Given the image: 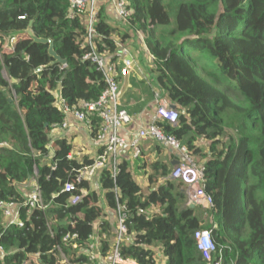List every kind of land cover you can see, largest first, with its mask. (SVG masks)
Segmentation results:
<instances>
[{
  "label": "trees",
  "instance_id": "16d2710c",
  "mask_svg": "<svg viewBox=\"0 0 264 264\" xmlns=\"http://www.w3.org/2000/svg\"><path fill=\"white\" fill-rule=\"evenodd\" d=\"M126 1L131 14L125 22L143 34L157 85L179 110L175 125H157L201 156L205 192L213 204L210 221L185 206L188 197L170 178L171 166L158 160L148 164L143 153L135 165L145 170V189L126 161L115 176L106 169L94 177L101 195L91 188L94 180L78 182L79 172L94 160L73 159V147L55 139V132L65 119L60 101L79 110L80 103L98 100L106 89L102 73L83 60L90 51L88 14H71L67 0H0V203L15 205L22 224L5 225L0 210L3 262L95 264L86 249L103 220L102 200L125 216L124 235L132 242L120 244L119 252L136 264H264V0ZM96 20V50L113 62L118 52L113 37L120 43L128 35L109 26L101 9ZM28 28L37 38L52 40L66 66L51 65L47 45L20 35ZM88 119L95 138L100 121L95 115ZM199 139L208 143L209 154L196 148ZM32 179L43 209L26 205L19 191ZM66 184L76 191L64 192ZM74 196L81 199L71 204ZM102 223L105 258L113 249L110 229ZM199 230L212 234L210 261L197 250ZM54 256L63 259L55 262Z\"/></svg>",
  "mask_w": 264,
  "mask_h": 264
},
{
  "label": "built area",
  "instance_id": "2783aa9c",
  "mask_svg": "<svg viewBox=\"0 0 264 264\" xmlns=\"http://www.w3.org/2000/svg\"><path fill=\"white\" fill-rule=\"evenodd\" d=\"M67 1L71 14L75 11H83L88 14L86 18L87 34L85 44L89 47L90 51L83 57V60L90 62L96 67V70L102 73L106 84V89L98 100L80 103L78 107L79 110H69L63 106L62 101L59 102L65 117L69 113L73 114L77 121L82 122L88 128L89 133L91 124L88 118L95 115L100 121L97 136L91 138L98 154L91 166L79 172L78 182H89L93 180L99 172L106 169L111 170L113 176H115L117 166L122 161L126 150H130L132 157L137 158L141 154L140 142L142 140H151L161 147L176 153V164L171 171L170 178L187 188L188 204L212 209V198L205 192L204 168L202 164L196 161L184 144L175 137L166 134L162 128L157 125V123L160 122L173 126L178 121V112L171 109L166 101L158 98L156 101L157 110L155 116L148 127L138 130L131 138H127L123 135V128L131 123L132 116L121 104L118 78L128 74V70L131 66L130 62L125 60L124 66L118 69L106 54H100L96 50L94 41L99 36L95 30L97 22L95 0ZM127 7L128 3L126 0H117V14L124 20L131 14V11H129ZM13 41L14 38H10V44H12ZM121 53L125 54V51L122 50ZM60 127L67 128L65 119ZM75 191L76 187L74 184H66L64 186V192L66 193H73ZM81 192L84 193L83 191ZM80 199V196L71 197L70 203L75 204L79 202ZM25 204L30 207L38 205L39 208H44L41 204L40 192L37 187H35L31 195L27 198ZM0 210L2 211L3 217L7 220V224L18 223L19 226L22 225L19 222L18 209L15 205L0 203ZM124 221L125 216L121 214L119 216V235L117 244L112 252L104 258V264H136L129 258H123L119 252L120 241L125 234ZM68 237L69 236L66 238ZM194 239L196 241L197 250L205 260L210 261L212 259V254L215 252V245L212 240L211 232L208 230H199L194 233ZM2 252V248H0V264H5L3 262L4 254H2Z\"/></svg>",
  "mask_w": 264,
  "mask_h": 264
},
{
  "label": "crops",
  "instance_id": "0c3cea01",
  "mask_svg": "<svg viewBox=\"0 0 264 264\" xmlns=\"http://www.w3.org/2000/svg\"><path fill=\"white\" fill-rule=\"evenodd\" d=\"M116 4L117 0H95V7L97 8V11L98 9H101L104 12L108 25L118 30L120 35H128V39L125 42L120 43L118 36L113 37L114 41L118 43V52L113 57V63L118 69L124 66L125 60L130 62L131 65L128 70V74L124 77L118 78L121 104L132 116L131 123L123 128V135L127 138H131L138 130L148 127L152 122L157 110L156 101L158 98L166 101L170 108L172 103L169 102L166 95L157 85L155 61L153 56L144 46L143 34L135 33L129 30L125 20L120 18L117 14ZM122 50L125 51V54L121 53ZM174 110L179 113L178 108ZM65 120L67 122V128H58L57 132H55V139H65L69 144H71L73 147L71 157L73 159L80 161L82 158L88 157L89 159L94 160L98 151L91 141L88 128L82 122L77 121L71 113L66 115ZM198 141H200V139L197 140V143L195 144L196 147L199 145ZM156 146L160 148L159 153L155 150ZM140 151V155L143 153L145 156H148V164L158 160L168 163L171 166V170L176 164V153L161 147L154 141L142 140L140 142ZM202 154H209L207 147L205 151H202ZM137 158H133L130 150H126L122 161L129 163L135 182H139V186L145 189L147 187L145 170H137L135 165ZM148 173L149 169H146V174ZM32 180L34 182V184H32L33 191L36 187V183L34 179ZM93 180L89 181V183ZM95 184H97V182L94 180L91 184L92 190L101 195L102 191L99 188H96L94 186ZM19 191L25 198H28L32 193L31 191L27 196L24 190L22 191V188H19ZM83 192V194H86V191ZM99 206L103 208V220L96 223L95 232L89 240L86 253L88 254L90 261L95 264H104V258L100 255V242L105 237L101 228L103 225L102 222H106V227L108 230L110 229L111 238L109 239V243L110 247L113 249V247L117 244L114 235H116L117 238V232L119 230V216L121 214L120 212L110 210L107 206L105 207L102 200H100ZM154 211H156V208H153L150 212ZM196 215L204 223L209 221V218L205 214L203 216L196 212ZM131 242V237L125 235L121 244L129 245ZM88 248L93 250V254L89 253ZM158 258V262L162 263L159 255Z\"/></svg>",
  "mask_w": 264,
  "mask_h": 264
},
{
  "label": "rangeland",
  "instance_id": "374dc122",
  "mask_svg": "<svg viewBox=\"0 0 264 264\" xmlns=\"http://www.w3.org/2000/svg\"><path fill=\"white\" fill-rule=\"evenodd\" d=\"M167 1H169V0H167ZM170 20L171 21H173L174 20V16H173V13H171L170 14ZM25 36V35H24ZM25 37H27V36H25ZM10 41V40H9ZM10 43V42H9ZM2 77H3V79L4 80H6V81H8L9 80V78H8V76H7V74L5 73V72H3L2 73ZM236 99V101L237 102H241L237 97L235 98ZM197 143V142H196ZM198 143H199V145H197L198 147H196V148H198V150L200 151V152H202L203 150L205 151V149H206V147L208 148V143L206 142V141H202V139L200 140V141H198ZM183 144H184V142H183ZM192 155L194 156V158L196 159V161L198 162H200L201 163V161H202V158H201V156H199L197 153H192ZM198 162V163H199ZM172 171V170H171ZM32 181V182H31ZM30 181V183H28V184H25V185H20L19 186V188H22V191L24 190V192H25V194H27V196H28V193H30L31 191H32V189H33V186H32V184H34V182H33V180H31ZM139 183V182H138ZM182 185V184H181ZM96 188H99V185L98 184H95L94 185ZM181 190H183V192H185V194L187 195L188 194V192H187V188H185L183 185L181 186ZM26 200H27V197H26ZM186 205H188V202H187V200H186V202H185V206ZM196 208V212H198V213H200L201 215H203L204 216V214L205 215H207V217L209 218V221H210V217H209V212H210V210L208 209V208H204V207H201V206H197V207H195ZM196 212H195V214H196ZM208 221V222H209ZM3 222H4V224L6 225L7 224V220L3 217ZM207 222V223H208ZM118 235H119V232H117V238H116V235H114V237H115V241L117 242L118 241ZM125 236V235H124ZM123 236V237H124ZM123 237H122V239H121V241H120V244L122 243V240H123ZM88 251H89V253H92L93 254V250L92 249H89L88 248ZM2 254H4L3 252H2ZM91 254V255H92ZM54 258H55V262H57V261H59V260H62L63 258L61 257V256H54ZM29 264V263H28ZM30 264H36V261H35V259H33V260H31V262H30Z\"/></svg>",
  "mask_w": 264,
  "mask_h": 264
},
{
  "label": "water",
  "instance_id": "95a60500",
  "mask_svg": "<svg viewBox=\"0 0 264 264\" xmlns=\"http://www.w3.org/2000/svg\"><path fill=\"white\" fill-rule=\"evenodd\" d=\"M32 24V22H30V25ZM20 35H25L27 36L32 43H36V44H42V45H47L48 46V56L52 59L51 65L52 64H59L62 65L63 67L66 66V61L61 59L55 52L54 50V46H53V42L50 39H43V38H37L31 31L30 28H28L27 30H25L24 32H22ZM41 70V68L36 69L37 72H39ZM171 109H176V106L172 105ZM58 128H61L60 126ZM189 207L191 209L194 208V205H189ZM65 224V223H63Z\"/></svg>",
  "mask_w": 264,
  "mask_h": 264
},
{
  "label": "clouds",
  "instance_id": "9594fccd",
  "mask_svg": "<svg viewBox=\"0 0 264 264\" xmlns=\"http://www.w3.org/2000/svg\"><path fill=\"white\" fill-rule=\"evenodd\" d=\"M197 207V206H194V208Z\"/></svg>",
  "mask_w": 264,
  "mask_h": 264
}]
</instances>
